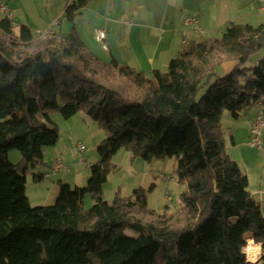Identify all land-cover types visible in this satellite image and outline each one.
Here are the masks:
<instances>
[{"label":"trees","instance_id":"obj_1","mask_svg":"<svg viewBox=\"0 0 264 264\" xmlns=\"http://www.w3.org/2000/svg\"><path fill=\"white\" fill-rule=\"evenodd\" d=\"M88 1L68 0L65 17L73 22ZM263 48L264 22L230 21L220 36L186 42L166 70L147 76L102 60L74 29L38 37L0 18V264H245L246 241L264 243V215L225 150L221 117L238 119L253 106L264 117ZM227 62L234 65L218 74ZM51 112L65 119L82 112L101 129L99 157L84 186L60 182L53 204L32 206L27 177L52 174L44 155L59 139ZM120 148L147 161L175 159L184 184L176 209L148 207L150 188L103 199Z\"/></svg>","mask_w":264,"mask_h":264},{"label":"crops","instance_id":"obj_2","mask_svg":"<svg viewBox=\"0 0 264 264\" xmlns=\"http://www.w3.org/2000/svg\"><path fill=\"white\" fill-rule=\"evenodd\" d=\"M67 1L0 0V3L7 5L10 19L17 24L28 26L35 36H38L39 31H50L53 34L69 33L74 29L85 47L102 60L114 59L120 65H128L142 71L147 76H151L155 69L166 70L171 58L184 47L181 43L184 38L188 43L204 37L217 36L222 33L225 25L230 21L253 25L256 19L262 18L264 11V6L257 0H89L71 22L64 14ZM187 15L197 17L201 32L192 27H184L183 19ZM263 22L264 20L258 25ZM96 28L105 30L107 49H103L100 43L95 40L94 30ZM259 56L260 53L254 54L250 57V61L253 59L256 61ZM233 65V62H227L219 66L216 72L218 74L225 73ZM256 111L257 106H253L248 114L234 119L233 122H227V135L230 138L231 148L235 149L242 142L247 141ZM91 127L93 135L102 133V130L94 124ZM67 152L68 146L65 142H61L59 136L55 145L44 148L45 160L49 165L51 158L59 155L63 161ZM132 157L130 152L125 153V163L130 162L131 164ZM150 161L155 163L153 159ZM63 164L65 165L64 161ZM48 169L49 167H44L43 170L48 171ZM67 169L62 172H65L64 177L68 176ZM246 172L248 177V171ZM142 173L143 176L137 181L133 190L147 186L149 187L146 189H151L158 181L156 179L168 180L171 178L162 171H158L157 174L151 168L148 173L144 171ZM115 175L113 172L110 180L107 178L103 183L102 196L106 201L112 200L116 195L128 196L132 192L129 190L132 183L126 184L122 178ZM45 178L48 177L37 182L31 190L30 194L35 197L33 201L29 199V194L26 191L32 206L53 204L58 195L59 183L65 182L71 186L72 182L70 179L62 178H57L56 182L53 180L48 182ZM46 181L47 184L43 185ZM110 182L113 184L110 185ZM249 191L251 196L255 200L258 199L259 204H262L263 211L261 208V212L264 215L263 169L262 174L253 185V189H249ZM164 206H166L165 203Z\"/></svg>","mask_w":264,"mask_h":264},{"label":"rangeland","instance_id":"obj_3","mask_svg":"<svg viewBox=\"0 0 264 264\" xmlns=\"http://www.w3.org/2000/svg\"><path fill=\"white\" fill-rule=\"evenodd\" d=\"M263 20L264 11L262 14V18L260 17L256 19L253 22V25H258V23ZM220 35L221 34H218L217 36ZM260 53L264 54V48L260 50ZM251 62H249L248 64H250ZM51 119L58 126V133L61 142H65L68 146V152L63 159L66 168H68V176L64 177L65 172H58L57 174L48 175V178H45V180H47L48 182H51V180H53V182H56L57 178H62L64 180L70 179V181H72L71 187H75V185H77V187H82L86 184L87 179L90 176V162L92 161V163H94L99 157L97 152V141L102 139L103 132L93 135V133L91 132V126L94 123H92L90 119L86 117V115H84L82 112H79L67 119L63 118L58 112H51ZM233 121V118L231 119L226 112H223L221 123L226 143L225 150L227 151V153H229L231 158L237 162L241 170L246 175V171H248V187H250L248 189H253V185L257 182L258 178L262 174V169L264 171V132L262 134V147L248 146L247 138V141L242 142V144L238 145V147H236L235 149L231 148L230 138L227 135V122ZM79 143H82L85 147L82 151L78 150L77 146ZM125 153H129V150L126 148H120L111 157V168L108 174L109 180L114 172L116 174L115 176L122 178L126 184L131 182L132 185H130L129 190L133 191V187L141 178V176H143V171L148 173L149 168L156 171L157 174L158 171H162L171 178H169L168 180H160L159 178L156 179L158 181L156 182L155 186L147 191L148 207L160 212L165 209V207H168L170 209L168 211L176 209L179 206V193L184 188V184L180 183L177 180V176L175 173V159L173 157L164 158L163 160L154 158L153 160H155V163H153V161L150 160L147 161L139 157H132L131 159H133V162L130 164V162L125 163ZM79 157H81V159H79ZM7 158L10 162L16 163L20 158L19 151L15 148L9 149ZM47 181L43 185H46ZM111 182L109 183L110 185L113 184ZM36 183L37 182H31L30 176L27 177L26 191L29 194V199L31 201L35 199V197L30 193ZM148 187L149 186L145 187L144 189ZM257 201L259 200L257 199ZM92 203L93 200L91 199L89 194H85L84 207H88ZM164 203L166 206H164ZM260 205L263 211V206L262 204Z\"/></svg>","mask_w":264,"mask_h":264},{"label":"built area","instance_id":"obj_4","mask_svg":"<svg viewBox=\"0 0 264 264\" xmlns=\"http://www.w3.org/2000/svg\"><path fill=\"white\" fill-rule=\"evenodd\" d=\"M261 5L264 6V0H257ZM0 17H10V13L8 11L7 5L4 3H0ZM183 25L185 28H194L197 29L198 32H201V28L198 24V19L196 16L187 15L183 19ZM39 37H44L45 35L51 34L50 31H43L37 33ZM94 37L97 42L100 43L103 49H107V44L105 41V30L103 28H96L94 30ZM181 43L184 45L186 43V39L184 38ZM264 132V117L262 114V107H257V111L252 120L251 127L249 129L248 136V146L250 147H262V134ZM78 150L82 151L84 149V145L82 143L78 144ZM81 159V157H79ZM65 165L63 164L61 156L57 155L51 158V172L52 174H56L58 172L65 171ZM169 198V197H168Z\"/></svg>","mask_w":264,"mask_h":264},{"label":"clouds","instance_id":"obj_5","mask_svg":"<svg viewBox=\"0 0 264 264\" xmlns=\"http://www.w3.org/2000/svg\"><path fill=\"white\" fill-rule=\"evenodd\" d=\"M241 252L244 255L245 264H257L260 257L264 255V243L248 239L246 244L241 247Z\"/></svg>","mask_w":264,"mask_h":264}]
</instances>
